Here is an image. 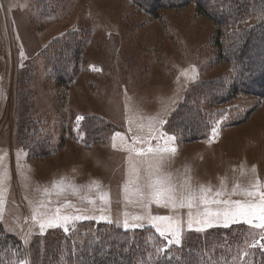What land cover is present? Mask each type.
<instances>
[{
  "label": "rangeland",
  "instance_id": "rangeland-1",
  "mask_svg": "<svg viewBox=\"0 0 264 264\" xmlns=\"http://www.w3.org/2000/svg\"><path fill=\"white\" fill-rule=\"evenodd\" d=\"M231 29L196 3L152 12L138 0H0V230L19 244L7 243L5 264H100L110 246L101 256L97 249L113 244L107 236L139 240L134 264H170L171 256L264 264V230L223 222L188 230V209L141 199L137 187L155 178L147 164L138 165L142 183L125 192L127 146H163L168 136L177 151L164 154L158 175L172 184L235 188L233 200L250 199L240 193L253 185L264 190V96L237 93L211 104L193 94L210 123L198 140L185 141L170 123L190 90L236 74L221 53ZM150 214L178 216L181 245H168ZM55 215L72 217L68 230H41ZM126 219L144 226L125 227Z\"/></svg>",
  "mask_w": 264,
  "mask_h": 264
},
{
  "label": "trees",
  "instance_id": "trees-1",
  "mask_svg": "<svg viewBox=\"0 0 264 264\" xmlns=\"http://www.w3.org/2000/svg\"><path fill=\"white\" fill-rule=\"evenodd\" d=\"M139 5L147 11H157L163 8H183L188 4L196 3L200 12L210 17L218 27H230L231 33L228 36L226 44L221 46V53L224 60L233 66L235 75H233L232 85L227 88V82L230 80L209 81L196 86L187 94V100H194L193 94H198L201 99L204 98L211 104H224L229 101L235 94H251L255 96H264V0H138ZM254 11L257 15V22L247 23L243 25L246 19L250 18ZM226 85V87H224ZM194 90V91H193ZM189 103V102H188ZM185 102V108L181 109L178 118L172 117L170 123L180 126L178 130L183 133L185 141L198 140L206 135V123L203 118L199 103ZM184 107V105H183ZM182 108V107H181ZM199 119L203 121H199ZM243 119H238L241 121ZM238 123V122H237ZM210 124V123H209ZM106 237V236H105ZM105 240L112 239V245H101L102 248L97 249V256H101L110 246V252L104 255L105 258L100 264H124V257L132 263L135 252L141 254L143 245L137 240L131 242H122L115 238L107 236ZM0 230V255L6 253L7 243H12V247L17 246L15 240ZM119 244V245H118ZM140 244V245H139ZM139 245V246H138ZM146 246V245H145ZM139 247V249H138ZM109 250V249H108ZM116 252L117 259H115ZM130 256V257H129ZM122 259V260H121ZM170 264H193L190 260L184 262H176L177 258L171 256ZM132 260V261H131ZM0 264H5L3 257L0 258ZM203 264H209L205 262Z\"/></svg>",
  "mask_w": 264,
  "mask_h": 264
},
{
  "label": "snow or ice",
  "instance_id": "snow-or-ice-1",
  "mask_svg": "<svg viewBox=\"0 0 264 264\" xmlns=\"http://www.w3.org/2000/svg\"><path fill=\"white\" fill-rule=\"evenodd\" d=\"M83 119V117H78ZM165 123V121H161ZM215 133V129L212 130ZM117 133L116 136H120ZM161 133L156 139L163 138ZM174 136H168L163 146L153 147L149 143L147 148H136L134 145L127 146L128 163H129V180L125 184V192L128 191V184H141L142 179L138 165L141 163L147 164L152 171L143 187H137V194L143 199L145 196L159 206L171 209H188L187 212V229L194 230V225H199L196 231H203L207 228L213 227L216 224L223 222V226L229 227L233 223H246L251 228L264 230V190H260L257 185H253L250 189H244L241 195L250 199H235L231 198L236 194L235 188L231 193L226 187L213 190L211 185H198L192 187L188 180L183 184L174 185L167 175H158L161 172L162 162L165 159V153L174 154L177 149L175 147H167L169 141H174ZM144 143V141H141ZM115 147V144H113ZM143 157V160L139 158ZM238 187V186H237ZM146 189V191H145ZM227 195L228 198H222ZM101 200L107 199V194L100 197ZM150 205L144 204L143 207L148 208ZM78 218V217H77ZM101 219L106 217L101 216ZM72 219L68 215H55L51 218L45 219L40 223L41 230L45 228H53L57 226H64L67 231V223ZM144 219L141 216H136L135 220ZM149 223L155 228V231L160 237H171L168 239V245H181V236L183 225L181 219L173 216H148ZM125 227H143V224H129L127 219L124 221ZM255 246V245H253ZM264 247V243H261ZM164 251L165 249H160ZM20 264H25L21 261Z\"/></svg>",
  "mask_w": 264,
  "mask_h": 264
}]
</instances>
